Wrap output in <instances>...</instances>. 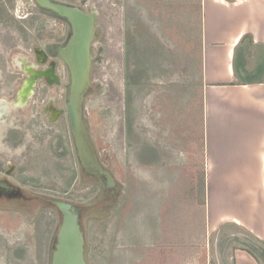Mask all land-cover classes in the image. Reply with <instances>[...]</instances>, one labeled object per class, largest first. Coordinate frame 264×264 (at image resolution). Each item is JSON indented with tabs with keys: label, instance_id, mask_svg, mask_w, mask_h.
<instances>
[{
	"label": "crops",
	"instance_id": "0c3cea01",
	"mask_svg": "<svg viewBox=\"0 0 264 264\" xmlns=\"http://www.w3.org/2000/svg\"><path fill=\"white\" fill-rule=\"evenodd\" d=\"M200 1L205 28L199 64L186 45L180 50L178 64L172 62L171 52H167L170 47L147 21L142 48L137 52L140 66L126 62L124 94L128 102L133 101L132 110L126 109L127 123L137 126V140L145 150L137 164L160 180L166 166L171 173L185 157L188 160L191 152L185 155L182 149H193L192 140L187 135L172 137L168 133L173 122L168 118L179 121L169 109L197 110L179 119L190 124L191 118L197 117L203 136L205 199L204 203L191 201L198 204L194 213H205L201 239L207 248L211 234L226 229L254 237L264 247V0ZM192 2L180 0L181 9L189 14L197 5ZM143 5L155 13L156 5ZM144 85H148L146 92ZM135 94H145V98L137 101ZM165 112L167 121L163 120ZM213 181L225 183L215 185L214 190ZM208 192H214L211 197L215 198L210 199V210ZM141 195L138 198L142 197L146 212L151 204H146L145 192ZM226 259V264H262L242 242L233 244ZM217 264L223 263L218 260Z\"/></svg>",
	"mask_w": 264,
	"mask_h": 264
},
{
	"label": "flooded vegetation",
	"instance_id": "af4514ba",
	"mask_svg": "<svg viewBox=\"0 0 264 264\" xmlns=\"http://www.w3.org/2000/svg\"><path fill=\"white\" fill-rule=\"evenodd\" d=\"M54 1L87 13L98 11V37L92 48L98 62L94 66L104 62V45L97 43L104 32L102 17L94 0ZM123 12L129 66L130 58L137 57L142 48L144 20L127 3ZM70 32L69 23L41 11L36 0H0V264L53 262L64 217L56 201H68L76 207L87 256L88 228L97 212H112L127 192V183L117 178L109 187L106 178L102 183L87 174L76 156L65 109L69 71L59 53ZM133 60L139 63V59ZM101 88L104 85L98 90ZM134 127L128 124V151L129 159L138 162L145 150ZM98 153L102 164L113 172L107 153ZM6 213L18 215V220L11 218V227L1 223ZM42 215L44 221L52 220L49 232L48 227L45 233L42 228L39 231ZM18 223L24 226L17 228ZM34 228L37 232L33 233ZM244 241L256 245L264 259V249L254 237L221 229L212 236L219 262L226 264L233 244Z\"/></svg>",
	"mask_w": 264,
	"mask_h": 264
},
{
	"label": "rangeland",
	"instance_id": "374dc122",
	"mask_svg": "<svg viewBox=\"0 0 264 264\" xmlns=\"http://www.w3.org/2000/svg\"><path fill=\"white\" fill-rule=\"evenodd\" d=\"M157 1L160 2V0H94L101 11L100 26L104 32L103 37L97 43L104 45L105 60L93 67L92 77L94 82H103L107 91L104 95L97 93L86 98V116L98 151L104 155L107 153L108 162L116 178L127 183V192L123 194L121 200L118 201L119 206L111 210L112 212L98 211L91 222L90 229L88 228L90 245L87 255L91 264H167L165 255L169 247L165 244H170L178 238L185 243L188 241L189 229L198 233V230L203 227L202 213H192L196 219L195 221L191 219V224L189 218L185 216L187 212H194L193 209L198 207L197 203L191 204V201L204 203L205 199L206 182L202 179L204 150L201 143L203 136L200 134L197 117L191 118L190 124L185 123L184 118L181 119L182 122L179 119L197 110L191 109L186 112L188 108H174L173 106L174 109H169L174 115L173 119L179 121L175 123L174 120L168 118V122L173 121L168 133L172 137L190 136L193 146L191 150L182 149L184 154L188 155L191 152L192 156L188 157V160L185 157L182 164L171 169V173L168 170L169 166H166L164 178L154 179L153 174L147 172V167L142 168L135 158L129 159L127 142L129 118L126 109L132 110L133 101L128 102L127 94H124V77L127 79L125 57L127 51L124 45L122 21L124 5L127 3L135 9L140 18L147 21L151 29L154 28L163 41L165 40L170 47L167 52H171V57L168 56L172 62L175 60L178 64L181 57L180 50L184 49V45H186V50L194 53V60L197 64L201 61L202 29L205 26L202 28V13L199 4L194 5L188 14L181 9L183 5L181 6L180 0H168L163 5ZM143 2L150 7L156 5L155 13L151 12V9L148 10ZM137 57L134 55L130 58L136 67L139 64L133 59ZM138 59L141 60L139 57ZM147 87L148 85H144L145 92ZM135 95L137 101H140L141 97L145 98V94ZM166 103L169 102L166 101ZM167 117L165 112L163 120L167 121ZM140 127L142 128L141 125ZM181 127H183L182 130ZM134 128L137 130V126ZM176 128L180 131L175 132ZM145 161H148V158ZM145 165L154 167L148 162ZM222 183L225 182L213 181L211 188L215 190V185ZM142 192H145L146 204H151L149 205L150 210L148 208L146 212L142 197L138 198V194L141 195ZM213 195L214 192L207 194L209 210L213 202L210 199H215H212ZM17 216V214L12 216L7 213L3 214L5 224L1 223L11 227L13 224L11 218L16 217L15 220H18ZM44 217L45 215L41 216L38 228L39 231L42 228L45 233V227H48L49 232L53 223L52 220L44 221ZM50 219L53 218L50 217ZM174 221H179L180 228H185V230L178 231ZM15 226L22 228L24 224L18 223ZM31 231L37 232V228ZM212 236L211 234V239ZM141 242L154 245L144 247L140 245ZM1 248L3 251L4 248ZM206 249L207 264L213 262L217 264L218 257L212 240ZM204 250L203 246L202 251ZM202 251L186 264L198 263L202 258Z\"/></svg>",
	"mask_w": 264,
	"mask_h": 264
},
{
	"label": "water",
	"instance_id": "95a60500",
	"mask_svg": "<svg viewBox=\"0 0 264 264\" xmlns=\"http://www.w3.org/2000/svg\"><path fill=\"white\" fill-rule=\"evenodd\" d=\"M36 2L41 11L63 19L71 26L66 46L61 48L59 53L69 71L65 109L72 144L83 170L102 183H104L103 178H106L107 186L112 187L116 177L100 160L85 110L86 98L89 95L97 93L104 95L107 91L106 88L98 90L103 82L96 83L92 77L94 63L98 62L95 58L96 52L92 49L98 37L96 32L98 11L87 13L57 4L54 0H36ZM102 185L106 186V184ZM56 204L62 210L64 217L58 233V250L50 264H91L86 256V237L76 207L68 201H56ZM242 244L253 251L259 259H263L258 249L254 248L256 245L249 241H244ZM260 246L264 249L262 245Z\"/></svg>",
	"mask_w": 264,
	"mask_h": 264
},
{
	"label": "trees",
	"instance_id": "16d2710c",
	"mask_svg": "<svg viewBox=\"0 0 264 264\" xmlns=\"http://www.w3.org/2000/svg\"><path fill=\"white\" fill-rule=\"evenodd\" d=\"M168 0H160L157 1V3H161L160 5H163L164 3H167ZM171 1V0H170ZM201 1L199 0H193L194 4H198ZM194 212H187L185 214L186 217L189 218V222L191 223V219H193V221H195V215L192 214ZM203 220L205 221V213L203 212ZM181 218V217H180ZM204 224V222H203ZM174 225H176V227L178 228V231H184L185 228H180L181 227V223L179 221H174ZM199 232L197 233L196 231H191L189 229L188 232V241L183 243L180 241V239H176L174 241H172L170 244H165L168 245L169 247V251L166 252L165 255V260L167 264H186L188 261L191 260V258L193 259L195 257V255H197L199 252L202 251V247H205V250L202 251L203 255L202 258L198 261V263H191V264H207V253H206V245L204 244V240L201 239L202 236V229L198 230ZM215 264V263H212Z\"/></svg>",
	"mask_w": 264,
	"mask_h": 264
}]
</instances>
